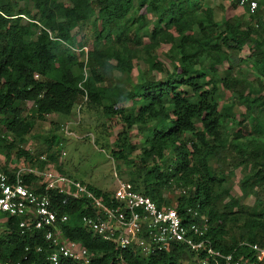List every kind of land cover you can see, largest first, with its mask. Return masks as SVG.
Instances as JSON below:
<instances>
[{
  "label": "trees",
  "instance_id": "1",
  "mask_svg": "<svg viewBox=\"0 0 264 264\" xmlns=\"http://www.w3.org/2000/svg\"><path fill=\"white\" fill-rule=\"evenodd\" d=\"M19 1L32 2V9L20 7ZM204 1L0 0V129L21 138L37 120L52 113L68 115L86 96L88 106L99 107L104 117L115 118L123 127L111 156L135 165L124 172L135 189L161 206L171 203L162 197L166 187L184 188L186 194L176 198L177 209L188 205L207 216L206 236L216 249L255 261L253 251L242 242L264 246V146H248L242 138L245 130L264 135V0H256L253 12L240 6L239 0H229L220 19L212 7L202 5ZM238 7L240 15L234 11ZM90 20L95 37L92 48L83 51L86 42L71 30ZM136 26L150 39L147 53L169 46L171 70H163L149 54L145 61L151 75L131 80L139 51L128 42H142L133 34ZM245 46L248 54L242 56ZM74 48L85 52L83 60ZM225 62V74L219 75L218 67ZM242 63L253 67L254 80L235 73ZM74 66L81 70L78 74L72 72ZM155 71L163 72V77H155ZM224 90L233 102L220 108L218 99ZM27 101L33 106L25 109ZM234 104L243 111L234 115ZM229 119L235 124L233 141L223 136ZM133 128L150 133L137 162L130 158L135 150L129 138ZM55 143L56 149L49 151ZM47 144L44 160L26 151L22 154L41 169L54 161L63 173L57 162L58 139L51 137ZM238 168L241 195L234 196L230 181ZM3 172L11 175L6 168ZM24 179L31 183L36 177ZM88 185L106 201L113 190ZM48 194L57 213L68 215L60 226L63 238L87 250L88 264H181L189 259L179 244L148 256L120 248L83 226L81 217L90 211L82 209V200L54 191ZM248 196L254 197L251 205L244 202ZM22 219L6 216L0 261L46 264L50 243L43 230L21 233ZM60 264L79 263L61 258ZM254 264H264V258Z\"/></svg>",
  "mask_w": 264,
  "mask_h": 264
},
{
  "label": "built area",
  "instance_id": "2",
  "mask_svg": "<svg viewBox=\"0 0 264 264\" xmlns=\"http://www.w3.org/2000/svg\"><path fill=\"white\" fill-rule=\"evenodd\" d=\"M239 5L248 7L250 12L257 8L256 0H239ZM40 159L44 160L45 157L40 156ZM30 175L35 176L36 180L25 182L24 178ZM37 187L43 190L37 192ZM48 191L82 200V209L90 211L81 217L87 230L120 248H130L143 256L179 244L189 254V259L181 264H254L264 258V246L258 244L242 242L253 251L255 261L216 249L206 236L208 219L205 214H199L188 205L179 211L175 205L177 197L171 203L158 206L149 196L135 189L129 180L117 179L106 201L86 182L61 174L48 163L42 169L27 164L11 171V175L2 172L0 216L23 217L19 223L23 234L43 230V237L51 245V250L46 254V264H60L61 258L88 264L91 257L79 243L63 238L60 226L66 223L68 215L57 213ZM180 191V195L186 194L184 188ZM0 224L5 226V221ZM1 264L25 263L5 261Z\"/></svg>",
  "mask_w": 264,
  "mask_h": 264
},
{
  "label": "rangeland",
  "instance_id": "3",
  "mask_svg": "<svg viewBox=\"0 0 264 264\" xmlns=\"http://www.w3.org/2000/svg\"><path fill=\"white\" fill-rule=\"evenodd\" d=\"M20 7L32 9L33 3L29 1H19ZM203 6L207 5L213 8L216 18L220 19L221 15L230 6L229 0H205L202 3ZM236 15L242 13V9L238 7L234 10ZM148 19H153L151 15L145 13ZM23 23H26L27 18L23 17ZM151 24V22H150ZM151 28V25H149ZM72 34L81 36L82 41L86 42V46L83 51H87L92 48L94 34V26L92 20L85 23L78 24L71 30ZM133 34L141 36V44L128 42L132 45L133 49H138L139 58L133 61V67L131 71V80L136 81L139 77L146 78L151 75L148 69V63L145 58L149 54L157 58L161 63L163 70H171V58L169 57V46H162L158 49H151L147 53V44L150 39L144 34L142 29L137 26L133 29ZM78 41V39H77ZM99 46L103 47L102 42H99ZM73 51L79 55L80 59L85 58V52L81 54L77 48ZM248 54V47L245 46L241 52L242 56ZM228 63L218 67L219 75L225 74V69ZM240 70V71H238ZM235 73L238 76L245 77L248 80H254L255 74L253 67L246 63H242ZM81 70L78 66H74L72 72L78 74ZM84 74H87V68L83 70ZM116 76L119 75L117 71L114 72ZM155 77H163V72L155 71L152 73ZM86 98L83 97L79 103L75 104L68 115L52 113L47 115L43 120H37L32 130L19 138L12 132H5L0 129V173L6 168L7 171L18 170L27 164L34 163L31 157H26L22 154V151H26L34 157H45L48 149L47 140L51 137L58 139V144L61 145V149L57 156V162L60 164V169L63 173L69 177H73L78 180H82L87 184H90L101 191L112 190L115 187L117 179L129 180L124 173L127 169L133 170L135 165L126 164L122 160H114L111 156V150L113 149V143L115 142L118 134L123 131V127L115 118L108 119L101 114L100 108L96 106H88L86 104ZM233 102L230 92L224 90L218 99V105L220 108L229 106ZM33 106L32 101L25 102V109ZM24 112L22 113L25 114ZM243 111V108L237 104L233 105L232 112L234 115ZM252 122V118L247 120L249 126ZM153 125L151 124V127ZM235 127L234 120L229 119L225 122V128L223 132L224 138L228 141L232 139V129ZM150 133H141L137 128H133L130 132V140L133 143L135 150L131 153L130 158L135 162L142 155L143 141ZM242 140L248 144V146L263 145L264 135L255 136L245 130L243 132ZM49 151L53 152L56 149V143L52 144ZM170 156L167 152L166 157ZM161 162V160H159ZM49 166L60 171L56 167V162L48 161ZM241 168L234 171V176L231 178V194L234 196H240L237 181L241 177ZM180 189L177 186L166 187L162 192V197L167 199H175L180 195ZM245 203L251 205L254 202L253 196H248ZM3 215L0 216V222H4ZM5 226L0 224V237L4 235ZM2 262L0 261V264Z\"/></svg>",
  "mask_w": 264,
  "mask_h": 264
}]
</instances>
